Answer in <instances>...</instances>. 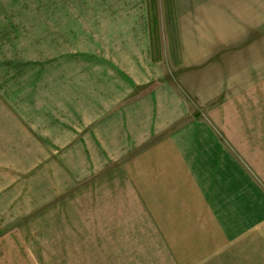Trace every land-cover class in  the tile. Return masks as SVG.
Returning a JSON list of instances; mask_svg holds the SVG:
<instances>
[{
    "label": "crops",
    "instance_id": "1",
    "mask_svg": "<svg viewBox=\"0 0 264 264\" xmlns=\"http://www.w3.org/2000/svg\"><path fill=\"white\" fill-rule=\"evenodd\" d=\"M51 5L49 70L0 121V264H34L28 226L40 264H264V0H169L171 78L152 0Z\"/></svg>",
    "mask_w": 264,
    "mask_h": 264
},
{
    "label": "rangeland",
    "instance_id": "2",
    "mask_svg": "<svg viewBox=\"0 0 264 264\" xmlns=\"http://www.w3.org/2000/svg\"><path fill=\"white\" fill-rule=\"evenodd\" d=\"M153 5V27L154 43L157 59H161L167 72L166 78H171L169 71H174V60L179 57V45L177 42L176 30L171 21L168 20V1L152 0ZM51 0H0V121L7 111H17L20 107L31 105L30 98L34 90L35 77L39 75L41 66L49 70V63L52 54V31H51ZM166 61H170L165 64ZM28 106V107H30ZM5 118V117H4ZM0 137V141H1ZM7 207H5L6 209ZM48 214L11 212V225L22 219L25 222L35 225L36 217L41 221L39 226L48 222ZM17 221V222H16ZM29 225V224H28ZM37 226V224H36ZM22 229V237H28L27 247L31 252L27 257L35 261L36 244L32 243L34 237L42 235L40 230L34 227ZM14 228H11V231ZM45 230V228H41ZM19 232V231H18ZM46 241V240H45ZM42 246V245H41ZM49 252L50 244H44ZM43 246V247H44ZM40 247V246H38ZM50 256V254H47ZM44 264H83L78 262H61L44 260ZM88 264H99L97 259L91 258Z\"/></svg>",
    "mask_w": 264,
    "mask_h": 264
}]
</instances>
